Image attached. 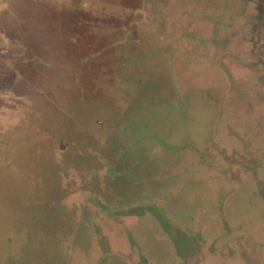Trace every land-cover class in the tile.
I'll return each instance as SVG.
<instances>
[{"label":"rangeland","instance_id":"obj_1","mask_svg":"<svg viewBox=\"0 0 264 264\" xmlns=\"http://www.w3.org/2000/svg\"><path fill=\"white\" fill-rule=\"evenodd\" d=\"M0 264H264V0H0Z\"/></svg>","mask_w":264,"mask_h":264},{"label":"flooded vegetation","instance_id":"obj_2","mask_svg":"<svg viewBox=\"0 0 264 264\" xmlns=\"http://www.w3.org/2000/svg\"><path fill=\"white\" fill-rule=\"evenodd\" d=\"M184 237V239H185V236H183ZM187 238L188 239H190V236H187ZM235 238V242L237 243V236H235L234 237ZM186 243V240H183V242H182V245L184 246V244ZM174 246H175V244H174ZM185 247V246H184ZM176 250H179V249H176ZM182 251H184V252H189L188 250H186V249H182Z\"/></svg>","mask_w":264,"mask_h":264}]
</instances>
